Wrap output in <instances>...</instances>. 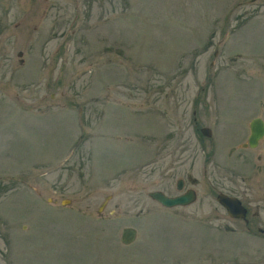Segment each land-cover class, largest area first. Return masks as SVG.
<instances>
[{
    "label": "rangeland",
    "instance_id": "374dc122",
    "mask_svg": "<svg viewBox=\"0 0 264 264\" xmlns=\"http://www.w3.org/2000/svg\"><path fill=\"white\" fill-rule=\"evenodd\" d=\"M254 117L264 0H0V264H264Z\"/></svg>",
    "mask_w": 264,
    "mask_h": 264
},
{
    "label": "water",
    "instance_id": "95a60500",
    "mask_svg": "<svg viewBox=\"0 0 264 264\" xmlns=\"http://www.w3.org/2000/svg\"><path fill=\"white\" fill-rule=\"evenodd\" d=\"M255 1V0H250ZM21 55V52H18ZM200 132L204 136H211V129L203 127ZM264 139V120L261 117H254L249 122V135L246 143H243L242 147L255 148L259 142ZM183 187V180L179 179L176 183V188L181 190ZM148 196L166 208H172L176 206H186L193 203L196 200V192L193 189H187L181 194L169 196L160 190H154L148 193ZM215 200L222 207L225 208L228 215L233 218H244L246 215V208L242 205L241 201L234 196L226 195L222 192H218L215 196ZM136 238V230L133 227H125L121 232V242L123 244H130Z\"/></svg>",
    "mask_w": 264,
    "mask_h": 264
},
{
    "label": "flooded vegetation",
    "instance_id": "af4514ba",
    "mask_svg": "<svg viewBox=\"0 0 264 264\" xmlns=\"http://www.w3.org/2000/svg\"><path fill=\"white\" fill-rule=\"evenodd\" d=\"M187 189L188 188L184 189L183 191H186ZM242 204L244 205L243 202H242ZM246 209H247V207H246ZM247 214H248V210L246 211V216L244 218H233V217L229 216L228 213H227V215H228V217H229L230 220H232L234 222H238V221L239 222H242L246 226L245 228L247 229V233H252L251 232V229L254 227L253 225H254L255 220L258 223H260V221L258 220L259 219V213H258V211L257 212H254L253 215H251V217H247ZM224 229H225V231H227V230H233L234 228L232 226H230V225L227 224ZM257 230L260 233H264V229H261L260 227H257ZM247 240L250 241L248 238H247Z\"/></svg>",
    "mask_w": 264,
    "mask_h": 264
}]
</instances>
